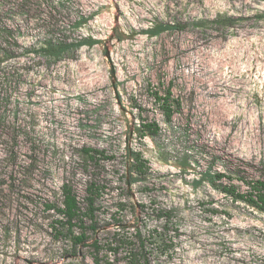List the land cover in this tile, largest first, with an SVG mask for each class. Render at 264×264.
<instances>
[{"label":"rangeland","instance_id":"374dc122","mask_svg":"<svg viewBox=\"0 0 264 264\" xmlns=\"http://www.w3.org/2000/svg\"><path fill=\"white\" fill-rule=\"evenodd\" d=\"M262 12L264 0H0L13 53L0 72V264H124L110 232L135 227L155 236L157 264H264V213L201 179L208 166L240 190L239 175L264 177ZM218 15L243 19L196 24ZM159 22L180 28L145 33ZM89 37L58 58L40 50ZM168 86L181 102L170 123L154 96ZM139 115L159 134L141 140ZM128 146L148 159L146 181L127 183ZM85 147L112 158L89 166ZM92 181L98 229L76 244L91 220L68 230L57 207L68 184L87 212Z\"/></svg>","mask_w":264,"mask_h":264},{"label":"trees","instance_id":"16d2710c","mask_svg":"<svg viewBox=\"0 0 264 264\" xmlns=\"http://www.w3.org/2000/svg\"><path fill=\"white\" fill-rule=\"evenodd\" d=\"M256 18L264 20V12L258 13L255 15ZM243 17H235L233 15H218L213 19H205L198 21L196 24H210L216 27H232L234 24ZM89 20L88 16H85L84 13L78 14L76 21V26H81ZM54 27L59 30V24H54ZM180 26L172 23L159 22L153 27L145 30V33L150 35H158L167 30L179 29ZM5 34H9L8 31ZM11 36V35H9ZM98 41L93 38H84L76 43L61 42V41H48L44 46L40 47L41 52L49 57H60L64 52L71 48H78L82 45L92 46ZM10 50L5 49L0 46V72L2 70V65L4 62L9 60L12 57ZM155 100L159 103V108L162 110L163 115L167 122H171L175 113L181 110V102L179 99H176L173 95L172 87L162 91L154 92ZM140 116V115H139ZM141 121L135 126V132L142 140L146 136L154 137L159 134L161 127L160 124L155 120H150L142 116ZM85 161L89 162V166L92 164H99L101 158H112V156L107 155L104 149L94 148V147H85L82 149ZM188 158V156H187ZM185 164H182L181 167L183 170H186L190 165L189 161ZM94 166V165H93ZM95 167V166H94ZM126 168H127V183L133 184L136 182H143L148 179L150 174V166L148 159L144 156L143 152L139 149L127 147L126 148ZM227 177L225 173L214 171L211 166H208L207 169L201 174L202 180H207L211 185L218 187L220 186L221 191L230 195L234 200H240L247 205L257 209L261 213H264V177H249L246 175H239V179L247 186L246 190H240L233 183H217L218 180ZM103 185H100L98 182L92 181L87 190L89 196L87 200L89 202V209L86 212L82 211V208L79 204L76 193L73 188L68 184L63 185V206L57 207L58 213L62 215L63 219H58L55 222L61 225H67L68 230H71L72 227L77 225L78 221L82 222L80 216H87L91 220L89 227H84L81 234L74 236V241L76 244L85 243L88 239L86 230L91 229L96 231L98 229L97 221L95 220V201L96 197L100 195V191L103 189ZM84 222V221H83ZM110 239L108 243V250L114 254L115 257L121 255V258L124 260V264H157L152 251L151 238L155 237L153 234L148 233L147 235L143 233L142 229L135 227L134 232L127 234L124 229H115L110 232ZM93 245L96 247L97 242L94 241ZM166 239H161L159 241L158 248L154 250L169 247ZM98 250V249H97ZM159 251V250H158ZM95 262L98 263V258L94 257Z\"/></svg>","mask_w":264,"mask_h":264}]
</instances>
